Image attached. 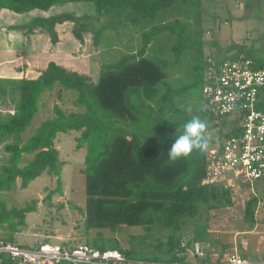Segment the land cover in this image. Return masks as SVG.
Segmentation results:
<instances>
[{
    "label": "trees",
    "instance_id": "1",
    "mask_svg": "<svg viewBox=\"0 0 264 264\" xmlns=\"http://www.w3.org/2000/svg\"><path fill=\"white\" fill-rule=\"evenodd\" d=\"M67 1L92 3L94 15L58 13L35 17L17 28L26 31L41 28L55 42L54 25L70 21L77 40L83 43V33L90 31L93 45L98 46L104 28L120 16L131 24L143 25L141 44L115 62L101 63L96 82L52 61L36 78H0V101L12 104L11 111L0 110V145L7 153L6 163L0 165V190L12 189L17 179L20 187L25 188L45 171L56 180V187L45 197L49 198L54 192L62 194L63 162L54 140L59 132L80 131L76 148H86L84 226L86 231H96L85 243L99 251L117 249L129 259L184 263L187 249L195 242L212 245L207 238L208 212L222 199L229 202L231 189L222 183L205 181L209 174V152L215 149L219 155L224 140L239 134L243 114L215 116L209 110L202 91L206 70L210 60L221 63L243 56L253 61L254 68L263 66L264 61L257 58L251 48L233 55L208 57L204 51L205 40L193 39L191 35L196 31L192 32L186 21L166 20L167 9L173 5H200L201 0H0V8L25 13L47 10L58 2ZM162 32L177 38L173 47L175 62L185 48L195 53V79L187 88L201 94L209 128L215 124L227 128L224 132L219 128L216 133L208 130L211 143L207 151H193L188 157L175 161L169 159L167 150L182 133L184 123L193 116L186 111L189 97L178 100V92L170 86L158 92L172 62L150 54L148 49L153 37ZM200 34L199 30L197 38ZM55 84L59 90L75 92L73 104L78 110L66 113L55 103L53 115L42 120L30 136L22 139L21 133L39 110L42 93L53 90ZM263 95L264 88L258 107H264ZM27 154L30 157H26ZM255 199L253 196L244 206V217L252 223ZM36 202L32 199L21 206H7L0 200V228L7 230L0 234V241L16 243L13 233L26 226V213L37 209ZM69 204L77 207L70 201ZM123 225L139 226L146 233L138 237L137 244L122 247L116 239L101 232L105 228L115 231ZM156 233L160 234L158 241L152 242L148 249L144 240ZM162 237L165 241L159 239ZM42 243L47 242L36 246ZM0 264L14 263L0 254Z\"/></svg>",
    "mask_w": 264,
    "mask_h": 264
},
{
    "label": "rangeland",
    "instance_id": "2",
    "mask_svg": "<svg viewBox=\"0 0 264 264\" xmlns=\"http://www.w3.org/2000/svg\"><path fill=\"white\" fill-rule=\"evenodd\" d=\"M50 8H52L51 13L54 15L56 12H67L78 16L94 15L93 4L85 1L58 2ZM247 9H250L248 16H246ZM6 10L12 14L10 18L12 21L24 24L44 14L43 10L40 9L25 13ZM165 17L166 20L179 18L186 21L192 28V32L193 30L196 31L195 35H191L192 38L205 40V52L217 53L216 50L214 51L215 45L216 49L219 48L226 52L233 45L242 42L246 45H254L259 36L258 31H264V0H201L200 5L194 6L175 4L167 9ZM124 18L116 17L110 25L104 28L99 46L95 50L93 49L92 33L90 31L83 33L84 42L88 45L83 52L86 55V62L82 63L81 66L76 65L77 69L86 68L90 75L96 78L94 71L97 70L95 66L98 65L95 64L115 62L121 55L139 47L143 25L131 24L129 21H124ZM67 26L70 29L73 24L70 22V24L67 23ZM199 30L201 34L197 38ZM176 43L177 38L174 35L162 32L153 37L152 45L148 49L150 54L172 62L167 68L166 78L159 84L164 85H161L162 88L158 92L160 93L163 88L170 86L171 89L178 92L176 96L178 100L183 101L184 98H190L186 109L190 106L192 108L190 115L201 118L207 124V132L211 130L210 132L216 133L219 128L223 132L226 131V126L221 127L220 124H215L209 128L201 94L187 88L195 79L193 69L196 60L195 53L192 49L185 48L179 53L178 60L175 62L173 47ZM245 47L249 48L250 46ZM254 47L251 48V51L257 55L259 50L257 51ZM23 48L27 50V45L18 49V52H21ZM54 87L53 90H46L42 93L39 110L33 117L31 124L21 133L22 139L30 136L42 120L53 115L55 103L66 113L78 110V107L73 104L75 97L73 90H59L58 84H55ZM0 110L3 112L11 111L12 104L7 101H0ZM79 135L80 131L76 130L59 132L54 141L59 159L63 162L61 170L62 194L54 192L49 198L45 197L49 190L56 187L55 177L45 171L31 180L25 188L20 187L19 179H17L12 189L0 190V200L5 202L7 206H21L32 199L37 200V209L26 213V226L21 231L13 233L14 241L17 244L23 247H33L45 241L60 246L64 244L75 246L84 244L87 239L95 236V230L86 231L84 226V205L87 195L86 174L83 172V168L86 148H76V138ZM6 157L7 153L3 151L2 145H0V165L6 163ZM26 157L30 156L27 154ZM230 174L231 172H227L226 176H230ZM236 179L235 186L231 188L228 194L229 202L222 199L216 207L211 208L208 212V229L211 233L209 232L207 238L212 244L208 252L213 254L212 249L214 248L216 251L217 249L222 250L221 253L224 252L225 255L228 253L243 255L245 253L246 257H252L255 252L254 247L260 246L258 240L260 241L261 235H264V225H261L264 223V179L261 178L251 183ZM253 196L256 198L254 209L257 210L258 216L256 221L252 223L244 217V206L246 201ZM69 201L77 207H72ZM256 224L258 225L257 228H255ZM250 229L251 231L246 233ZM5 232H7L6 229L0 228V234ZM101 232L110 239H116L122 247L137 244L138 237H142L146 233L139 226L125 225L115 231L105 228L101 229ZM216 235L220 237V242H224V244L226 242L225 248L218 246L219 243L216 241L218 239H215ZM157 236L159 237L160 234L156 233L152 238L145 239L144 245L150 249L152 242L157 243ZM159 239L165 241L164 237ZM185 255L188 259L191 258L189 251H186ZM215 257L216 255H213L212 258L215 259Z\"/></svg>",
    "mask_w": 264,
    "mask_h": 264
},
{
    "label": "built area",
    "instance_id": "3",
    "mask_svg": "<svg viewBox=\"0 0 264 264\" xmlns=\"http://www.w3.org/2000/svg\"><path fill=\"white\" fill-rule=\"evenodd\" d=\"M210 62L202 88L207 107L215 116L243 114L239 134L224 140L219 155L215 149L210 150L209 174L205 181L222 182L231 189L236 178L251 183L264 176V107L257 106L262 100L264 65L254 68L253 61L243 56L221 63ZM227 172H231L230 176H226ZM210 248L208 242H195L187 249L191 258L184 263H163L129 259L117 249L99 251L86 243L63 248L52 243L21 247L17 243L0 241V254L8 256L14 264L62 261L73 264H250L236 253L213 259L209 256Z\"/></svg>",
    "mask_w": 264,
    "mask_h": 264
},
{
    "label": "crops",
    "instance_id": "4",
    "mask_svg": "<svg viewBox=\"0 0 264 264\" xmlns=\"http://www.w3.org/2000/svg\"><path fill=\"white\" fill-rule=\"evenodd\" d=\"M51 11L52 8L43 10L44 14L42 16L54 15V13H51ZM57 13L59 12H56L55 14ZM249 13L250 9H247L246 16H248ZM11 17L12 14H10V12H7L5 8H0V78H36L46 68L47 64L52 61L67 70H72L87 75L93 82L97 81L100 70L99 63L95 64L98 65L95 66L97 70L95 69L94 71L96 78H93L86 68L82 70L75 67L76 65L81 66L82 63L86 62V55L83 52L86 50L88 45L84 42V36L83 43L74 37L72 28L70 27L69 29L67 26V23L70 24V21H64L54 25L56 41L52 42L49 35L43 29L34 28L31 31H26V29L17 28V26H20L24 23H16L10 19ZM258 32L259 36L254 45H246L244 42H242L241 44L233 45V47L231 49H227L228 51L226 52L220 50L219 48L216 49L215 45L214 51L216 50L217 53L211 54L210 51V53L207 55H212H209L208 57L228 56L237 52H244L247 49L245 46H250L249 48H253L255 46L254 48H256L257 51L259 50V53H257L256 57L264 61V31L259 30ZM26 45L27 50H24L23 48L21 52H18V49L25 47ZM98 46L93 45V49L95 50ZM130 52H133V50ZM262 179H264V177H262ZM257 216V210H254L255 221ZM261 225H264V223ZM257 227L258 225L256 224L255 228ZM250 231L251 229L246 231V233H249ZM249 237L251 238V236ZM215 239H218L216 241L219 243L218 246H220V248L226 247V242L225 244L224 242H220L219 236L216 235ZM234 239L236 240V237ZM263 241L264 235L262 234L260 241L258 240V244L260 246L254 247L255 252H252V257H246L245 253H243L250 264H264ZM212 250L214 253L212 256L209 253L210 257H213V255H216V257H221L225 254L224 252L222 254V250L220 249H217L216 251L213 248Z\"/></svg>",
    "mask_w": 264,
    "mask_h": 264
},
{
    "label": "clouds",
    "instance_id": "5",
    "mask_svg": "<svg viewBox=\"0 0 264 264\" xmlns=\"http://www.w3.org/2000/svg\"><path fill=\"white\" fill-rule=\"evenodd\" d=\"M186 111L192 112L189 106ZM211 143V137L207 132V124L199 117L193 116L183 125V131L171 143L167 150L170 160L188 157L193 151L205 152Z\"/></svg>",
    "mask_w": 264,
    "mask_h": 264
}]
</instances>
